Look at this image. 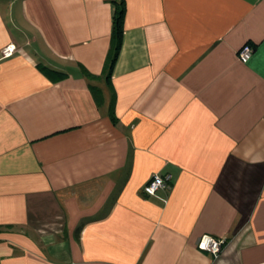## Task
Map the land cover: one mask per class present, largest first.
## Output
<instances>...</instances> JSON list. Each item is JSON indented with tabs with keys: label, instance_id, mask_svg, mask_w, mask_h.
<instances>
[{
	"label": "crops",
	"instance_id": "0c3cea01",
	"mask_svg": "<svg viewBox=\"0 0 264 264\" xmlns=\"http://www.w3.org/2000/svg\"><path fill=\"white\" fill-rule=\"evenodd\" d=\"M9 45L0 264H264V0H0Z\"/></svg>",
	"mask_w": 264,
	"mask_h": 264
},
{
	"label": "trees",
	"instance_id": "16d2710c",
	"mask_svg": "<svg viewBox=\"0 0 264 264\" xmlns=\"http://www.w3.org/2000/svg\"><path fill=\"white\" fill-rule=\"evenodd\" d=\"M114 4V12L112 17V26H111V44L109 49V60L106 68V81L109 82L111 72L113 69V65L117 59L119 50L121 48V41H122V33H123V16H124V3L119 2H113ZM38 69L40 72L51 79L54 82H59L61 80H64L67 78V74L63 71L51 69L42 63H39ZM93 98L97 104H100L102 102V95L100 89L94 86H90ZM114 100L115 95L112 93L111 100L109 103V116L113 122L116 121V118L114 117Z\"/></svg>",
	"mask_w": 264,
	"mask_h": 264
},
{
	"label": "built area",
	"instance_id": "2783aa9c",
	"mask_svg": "<svg viewBox=\"0 0 264 264\" xmlns=\"http://www.w3.org/2000/svg\"><path fill=\"white\" fill-rule=\"evenodd\" d=\"M16 52L13 45L4 47L0 51L2 59L11 57ZM253 53V49L249 45H244L237 53L240 63L246 64ZM171 186L170 175H155L142 189L145 196H153L160 189H169ZM223 247V240L217 239L208 235H202L196 242V248L199 251L207 252L214 257H217Z\"/></svg>",
	"mask_w": 264,
	"mask_h": 264
}]
</instances>
